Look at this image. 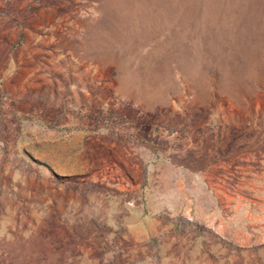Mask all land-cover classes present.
Returning a JSON list of instances; mask_svg holds the SVG:
<instances>
[{"label": "rangeland", "instance_id": "obj_1", "mask_svg": "<svg viewBox=\"0 0 264 264\" xmlns=\"http://www.w3.org/2000/svg\"><path fill=\"white\" fill-rule=\"evenodd\" d=\"M0 264H264V0H0Z\"/></svg>", "mask_w": 264, "mask_h": 264}, {"label": "crops", "instance_id": "obj_2", "mask_svg": "<svg viewBox=\"0 0 264 264\" xmlns=\"http://www.w3.org/2000/svg\"><path fill=\"white\" fill-rule=\"evenodd\" d=\"M52 45H55L56 43H51ZM246 169H244V171H245ZM247 171V170H246ZM247 172H250V171H247ZM251 173V172H250ZM243 175H244V173H243ZM255 175L252 173V174H250V178L251 179H253V177H254ZM245 178V177H244ZM242 179V182H241V184H242V187H251L252 186V184L253 183H251L250 181H251V179H248V178H245V179ZM174 180V179H173ZM244 185V186H243ZM174 194L175 195H177V198H180L181 197V195L183 194V191H182V189L180 188V186H179V184H178V187L176 186V188L174 189ZM144 209H146L149 213H151L150 211H152L153 209H155V207H153L152 205H150L149 203H146L145 205H143V206H141L140 207V209H138V211H140V210H144ZM155 222H156V220H155ZM131 223V222H130ZM143 223V222H142ZM157 223V222H156ZM158 224V223H157ZM144 225H146V222H144ZM141 232L143 233V232H146L145 231V229L144 228H142L141 229ZM141 233V234H142ZM141 234H140V236H141Z\"/></svg>", "mask_w": 264, "mask_h": 264}]
</instances>
